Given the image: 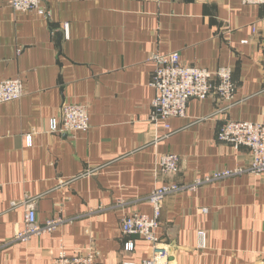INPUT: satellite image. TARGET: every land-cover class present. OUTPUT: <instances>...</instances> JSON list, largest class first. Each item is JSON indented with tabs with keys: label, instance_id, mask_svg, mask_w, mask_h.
Here are the masks:
<instances>
[{
	"label": "crops",
	"instance_id": "obj_1",
	"mask_svg": "<svg viewBox=\"0 0 264 264\" xmlns=\"http://www.w3.org/2000/svg\"><path fill=\"white\" fill-rule=\"evenodd\" d=\"M8 1L0 7V81L21 80L24 95L0 105V264H51L60 244L70 256L93 248L98 264L140 262L150 246L132 237L134 253H123V214L151 216L146 198L155 187L189 186L239 168L167 196L157 236L169 264H264V176L246 171V148L216 140L226 119L264 124V6L48 0L50 18H43L14 12ZM170 52L187 65L231 68L236 89L225 118H209L216 108L210 96L189 100L183 118L151 124L150 56ZM63 104L86 106L87 132L50 131ZM161 154L180 157L176 176L157 173ZM27 196L37 197L40 223L56 216L71 223L26 244L14 241L25 209L10 203Z\"/></svg>",
	"mask_w": 264,
	"mask_h": 264
},
{
	"label": "built area",
	"instance_id": "obj_2",
	"mask_svg": "<svg viewBox=\"0 0 264 264\" xmlns=\"http://www.w3.org/2000/svg\"><path fill=\"white\" fill-rule=\"evenodd\" d=\"M48 0H9L8 4L14 12L33 13L43 18H50L47 6ZM243 5L264 6V0H241ZM2 2L0 0V7ZM63 33L68 38V25H63ZM154 62L151 87L155 96L151 102L149 121L153 126L159 122L166 123L172 118H183L187 103L191 99L204 100L214 96L216 108L210 119L225 118L223 115L234 104L235 83L230 67H219L214 71L195 65L184 64L177 52L168 54H152ZM24 95V87L19 79L0 81V105L20 100ZM90 128L89 115L86 106L78 104H63L57 118L49 120V129L53 133L74 134L87 132ZM164 128L169 126L164 124ZM216 140L221 144L232 146L235 150L246 148L249 151V165L246 171L256 176H264V124L224 120L216 134ZM31 135L26 136V145L31 146ZM157 173L173 177L179 173L180 157L174 154H161L157 158ZM243 169L222 170L203 179H195L189 186L170 182L155 187L146 200L152 209L148 216L139 212L123 214L120 218V228L124 237L122 251L130 255L135 251L132 237L142 239L150 246L151 255L140 262L125 261L121 264H169L168 246L157 236L160 227V214L163 200L184 189L195 190L203 184L222 180L242 173ZM37 197L27 196L23 200L13 201L10 208L24 207L25 215L22 227L14 235V241L26 244L33 237L52 234L60 230L71 220L59 216L40 223L37 219L34 204ZM199 247H205L206 236L199 232ZM51 264H98L97 252L89 247L80 253L70 256L66 248L60 244L52 258Z\"/></svg>",
	"mask_w": 264,
	"mask_h": 264
}]
</instances>
